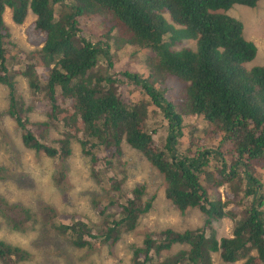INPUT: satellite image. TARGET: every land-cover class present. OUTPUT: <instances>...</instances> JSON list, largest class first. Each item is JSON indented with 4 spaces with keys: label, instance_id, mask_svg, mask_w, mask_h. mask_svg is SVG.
Listing matches in <instances>:
<instances>
[{
    "label": "trees",
    "instance_id": "trees-1",
    "mask_svg": "<svg viewBox=\"0 0 264 264\" xmlns=\"http://www.w3.org/2000/svg\"><path fill=\"white\" fill-rule=\"evenodd\" d=\"M258 1L69 0L67 6L71 11L64 14L61 22H52L54 5L63 0H0V41L2 36L9 34V26L3 19L6 7L11 8L12 19L16 23L23 21L29 8L36 12V28L46 34L43 47L39 51L30 52L34 58L27 57L23 60L26 61L23 74L28 86L47 102L42 109L46 116L44 120L27 124V120L22 118L24 110L19 106L14 82L6 80L4 76L0 77L8 87V114L21 130L23 145L50 158L60 159L71 153L72 140L79 141L81 151L90 158L88 160L93 182L105 184L106 190L101 186L105 202L121 211L119 217L111 219L106 227L100 228L94 235L84 218H72L66 223L60 219L66 214L57 211L49 202L38 203L37 209L15 203L9 207L17 209L21 219H16L9 213L7 216L13 224L8 225L21 229L27 222H38L45 230L51 228L56 233L67 236L75 246L86 251L102 242L114 247L121 238V226L125 230L135 228L133 219L138 214L141 197L145 193L144 184L134 186L129 193L121 192V178L117 172L107 178L96 168L100 160L99 146L105 147L102 151L106 152L101 160L103 164L109 163L107 158L116 159L119 163L117 157L122 149L120 143L124 140L164 174L165 196L179 209L185 210L201 203L209 205L207 208L201 206L207 214L203 227L183 231L166 228L157 236L147 234L140 244H131L128 264H152V253L159 255L173 244H180L183 249L175 258L168 256L160 264H212L211 256L215 252L226 262L246 258L245 264H264V183L259 173L252 172L253 165L264 169V65L247 67L246 64L254 59L257 47L252 41L242 42V23L224 12L236 3L253 7ZM88 10L94 11L95 15L110 14L121 43L135 42L150 48L147 59L142 56L149 66L148 78H153L154 68L158 66L166 74L189 81L186 85L189 106L182 102L185 108L183 114L190 113L191 110V114L204 118L206 129H221L218 133L222 134L221 138L228 144L223 152L203 148L190 159H182L177 153L171 162L164 161L163 153L176 145L184 123L181 115L175 111L173 101L164 99L154 82L149 84L144 79H139L137 73L141 72H133L134 69L141 70V63L133 67L121 65L115 70L116 80L133 82L144 90H150L148 94L139 93L137 104L133 105L132 101H128L133 105L130 110L121 101V97H117L111 84H102L103 81L114 83L115 79L109 76L96 77L94 80L82 78L96 64L99 49H90L88 44L75 49L69 39L71 37L73 41L79 31L77 16ZM79 39L81 43L87 40L84 37ZM181 41L186 47L175 48ZM187 41L193 44L187 46ZM106 42L107 44L99 41L103 52L108 55L107 46H110L107 40ZM6 44L10 45L16 58L18 52L23 55V47L10 37ZM194 46L196 49L192 50ZM120 52L126 55L125 51ZM50 62H55V66L58 65L61 69H50L49 74L42 76L40 80L35 66L43 63L48 66ZM15 66L16 62L10 53L4 61L0 47V75L6 74ZM126 88L129 90V86ZM56 89L60 91L59 95H55ZM67 96L74 100V105L70 108L71 115H68V110H63ZM149 104H152L150 108ZM155 116H160L156 119L158 121L151 124L146 122V118L152 121ZM163 120L168 122L169 130L162 148V135L157 129L162 126ZM58 123H62V136L50 144L46 143L49 128H58ZM79 134L84 139H79ZM156 134L158 136L154 141L152 137ZM229 155L230 163H226L224 157ZM208 165H213V169L206 170ZM248 166H251L252 171ZM240 167L242 169L238 172ZM28 176L33 181L31 175L0 164V183L8 180L20 187L28 186ZM52 176L58 184H64L62 180L66 181L65 170L58 174L54 172ZM200 176L208 179L207 186L202 183ZM235 179L237 180L234 181ZM220 184L230 186L231 192L223 193L222 202L218 199L213 203L208 197L214 193L220 194V190L216 189ZM110 191H120L126 198L116 200ZM238 192L242 195L240 199L236 194ZM153 197L141 203V213L150 209ZM245 198L248 200L241 208ZM3 204L8 205L7 199L0 192V207ZM106 207L100 208V212ZM223 216L233 219V235L218 237L214 229L206 233L205 229L210 228L211 217L220 219ZM85 235L98 239L91 241ZM38 249L39 253H44L41 248ZM251 251H255L256 255H252ZM64 252L65 250L53 254L54 259H61ZM30 256L27 249L0 240V260L5 261V264L25 261ZM80 260L82 263H73L69 256H65L62 264H84L87 258ZM122 263L121 259L117 261V264Z\"/></svg>",
    "mask_w": 264,
    "mask_h": 264
},
{
    "label": "rangeland",
    "instance_id": "rangeland-1",
    "mask_svg": "<svg viewBox=\"0 0 264 264\" xmlns=\"http://www.w3.org/2000/svg\"><path fill=\"white\" fill-rule=\"evenodd\" d=\"M59 7L60 6L57 4L54 6V13L58 17H55L54 20H60L65 14V12L60 9L61 7ZM7 9L10 10L7 11ZM65 11L70 12V7H66ZM224 12L242 23L244 29L242 42L246 43L247 40H249L257 47L255 51L256 55L251 62L246 64L247 67L264 65V0L259 5L253 7L236 3ZM30 15L32 16V13H30ZM94 17H96V15L92 16L90 13H82L78 17L79 32L78 37H74L73 42L75 45H78L79 36L91 41H97L104 38L109 42V46L115 51L114 53H111L110 56L116 70L118 67H121L116 60L123 56L120 49H118V42L120 40L114 38V35H116V31L114 30H109L108 35L105 34V26L99 24L98 18L94 19ZM165 17L169 20L167 16ZM12 20L11 8L7 7L4 14V21L9 26L7 29H10L11 31L10 38L16 43H19L18 45L23 47V51L36 49L37 42L31 35L29 29V17H26L21 24H14ZM100 20H104V18H101ZM96 22L98 24H96ZM3 40L5 53L8 52V55L10 53L11 57H14V61L16 62L14 69H20L23 71L25 69L22 60L24 55L18 52L16 58L13 55L11 47L6 44L8 38H4ZM185 44H188L187 46H189L193 43ZM182 46H185L184 43H182ZM176 47H180V45L177 44ZM194 49L195 46L192 50ZM98 54V64L88 73L93 79L96 77H103V75L107 76L105 57L100 55V53ZM129 54V51H127L126 56H129ZM139 55L138 52L135 53V57L138 59L140 58ZM129 60L130 58L127 59V63L123 66H128ZM115 62L117 66L115 65ZM133 66H135V61L131 60L130 67ZM10 70L12 72L18 71L13 70L12 68H10ZM36 71L39 79H41V74L43 72L48 73V68L45 66L43 69V67L40 66L36 67ZM17 79H19L18 89L22 94L20 96L26 101H29L32 94L26 77L17 76ZM152 81H155V83L158 84V89L163 98L168 100V102L173 101L175 111L181 114L182 123H184V125L180 144L185 142L187 148L190 149L191 147V150H193L199 143H201L204 148L212 149L214 152H223L228 147L226 140L221 138V133L214 136L212 141L210 140V135L206 129L207 123L201 115H193L190 113L183 114L185 108L182 106V102L184 101L185 104H188L189 101L187 98V86L184 82L172 76L164 74L156 76L154 73L153 78L149 80V83H152ZM123 83L124 82L120 84L115 83V91L117 96L122 95L125 99V86ZM138 92H140L139 89L134 88L132 94H129V97L133 101L137 100L139 97ZM59 93L60 91L56 89L55 95H59ZM65 100L66 107H63V110L69 111L74 105V100L70 98V96H67ZM46 105L47 102L44 101L42 103V109ZM148 108L150 107L148 106ZM7 109H9L8 90L4 85L0 84V164H5L14 171L20 173H27L31 175L33 179L32 181L28 176V186L21 187L8 180L0 183V192L3 193L8 203V205L3 204L0 207V240L21 246L31 253L29 259L25 261L18 260L15 264H62L65 256H69V259L72 261L77 257H83L84 254L87 253L88 257H86L87 260L84 264H117V261L120 259L123 261L122 264H128L130 260L129 256L132 251L131 244H140L147 234L151 233L154 234V236H157L160 231H165L166 228H171L173 231L195 229L199 227V225L201 226L204 222L205 214L201 212L198 207H189L185 210H181L166 198L164 196L163 178L156 168L148 163L141 153L133 149L124 140H121L120 144L122 149L117 157L119 163L113 158H107V161L109 162L107 164L101 162L106 155V152H102L105 150L104 145H102L99 146L100 160L97 162L96 168L107 178L113 176V174L117 172L121 178V192L129 193L134 186L144 184L145 193L141 197V203L151 196H154V199L150 209L144 213H141L143 206L141 203L139 204L138 214L133 219V227L136 225L135 228L132 230H125V227L123 228L121 226V238L116 244H114L113 248L106 247L107 244L102 242L89 251H86L84 248L78 249L70 242L67 236L58 234L51 228L45 230L42 225L34 221L27 222L24 228L21 229L11 228L8 224L13 223L11 219L8 218L7 214L12 213L16 219H21V215L17 214V209H11L9 207L11 204L15 203L37 209L38 203L49 202L57 211L66 214L63 219L60 218L66 223L72 218H84L85 223L94 235L100 228L106 227L111 219L119 217L121 211L118 208L109 205L108 202H105L103 198L105 194L101 188V186H103L106 190L105 184L103 182H93L90 173V158L81 151L79 141L72 140L70 142L71 153L67 156H62L60 159L50 158L40 152L36 153L35 151L24 147L21 143V130L17 127L13 118L6 112ZM28 118L30 119V122H32L36 119L41 120L46 118V116L41 110L36 109L30 114V116H28ZM158 118H160V116H155L152 121L146 118V122L148 124L155 123L158 121L156 120ZM61 124L62 123L57 124L58 128H49V132L45 137L46 143L49 144L53 137L62 136L60 135ZM189 126H193V128L191 129ZM155 127L156 126L154 125L153 128ZM167 127L166 122H162V126L157 129L163 137L166 135ZM157 136L158 134L154 135V141ZM79 137V139H84L82 134H79ZM58 145H60V143H58ZM224 159L226 163H230V155L229 157H224ZM59 165H62V167ZM213 167V165H208L206 170H211ZM248 168L251 170V166H248ZM241 169L242 167L238 169V172H240ZM64 170L66 173V181L62 180L64 184L56 183L52 174L54 172L58 174ZM255 172L261 175L262 182L264 183V170L258 168ZM200 179H202L204 185H208V179L205 176H200ZM236 180L237 179L234 181ZM216 189L220 190V196L223 198V193L231 192L232 188L226 184L220 188L217 187ZM120 191H110V194L115 196L116 200L123 199V197L126 198V195L120 193ZM236 194L239 199L242 198L241 192ZM247 200V198L244 199L241 208L244 207ZM94 204L96 205L95 208ZM104 206H107L106 209L103 212H100V208ZM106 215H109V217H106ZM215 223L214 230H216L218 237L231 235V231L234 227V221L231 217L227 216L222 221L216 219ZM205 231L206 233L210 232L209 228H206ZM84 237L91 241L98 239V237L92 238L91 235H85ZM38 248H41L44 253H39L40 250ZM182 249V245L173 244L171 248L162 251L159 255L152 253L151 263L157 264V261H164L168 256L174 258L175 253ZM64 250L63 257L55 260L53 254L62 253ZM251 252L256 255L255 251ZM211 259L212 264H227L219 258L217 253H212ZM11 262L12 261H7V263ZM0 264L3 263L0 261Z\"/></svg>",
    "mask_w": 264,
    "mask_h": 264
},
{
    "label": "clouds",
    "instance_id": "clouds-1",
    "mask_svg": "<svg viewBox=\"0 0 264 264\" xmlns=\"http://www.w3.org/2000/svg\"><path fill=\"white\" fill-rule=\"evenodd\" d=\"M69 0H63V2H61L60 4L58 3H56L57 5H59L60 7V9L62 10V11H64L65 13H66V11L64 10V8H65V6H67L68 5V2ZM263 0H259L258 2H257V5H259L261 2H262ZM55 6V5H54ZM67 7H69V6H67ZM7 8V7H6ZM6 8L4 9V11H3V19H4V14H5V12H6ZM8 10H10V9H7V11ZM12 11V10H11ZM30 13H32V16L30 15ZM87 13H90L92 16H95V12L94 11H92V10H88L87 11ZM80 15H78L77 16V20H78V17H79ZM26 17L28 18L29 17V29H30V33H31V35L35 38V40H36V42H37V40H40V42H37V48L36 49H34V50H27V51H23V55H24V57L22 58V60H24V58H25V60H26V58L28 57V58H31V59H33L34 57H32L31 56V54H30V52L31 51H39L42 47H43V45H44V43H45V39H46V34L44 33V32H42L41 30H39V29H37L36 27H38L37 26V14H36V12H33L30 8H29V10H27V14H26V16H25V18L23 19V21L21 22V23H23L24 22V20L26 19ZM58 18L57 16H56V14L54 13V9H53V11H52V18L54 19V18ZM232 17V16H231ZM93 18V17H92ZM96 18H98V21H99V24H102V25H104L105 26V28H104V32H105V34H107L108 35V33H109V30H114V31H116V35H114V38H118V36H117V30H116V26L114 25V23L112 22V18H111V15L110 14H106V15H102V14H99V15H96V17H94V19H96ZM101 18H104V20H100ZM62 21V18L60 19V20H52V22H61ZM97 21V22H98ZM12 22L14 23V24H21V23H16L14 20H12ZM96 22V24H98ZM107 26H110V27H107ZM112 26H114V27H112ZM67 29V28H66ZM8 31H9V34L8 35H4V36H2V38H1V41H0V47L2 48V50H3V55H4V61L6 60V58L8 57V52H6L5 53V46H4V44H3V39L4 38H9L10 36H11V31H10V29H8ZM79 32V31H78ZM78 32H77V36L76 37H78ZM79 37H82V36H79ZM85 39H87V38H85ZM119 39V38H118ZM127 39V38H126ZM70 42H71V44H72V46H73V48H75V49H80V48H82L83 46H84V44H88L89 45V48H98L99 49V52L98 53H100V55H103L104 57H105V60H106V65L107 64H109V66H111V68H109L108 67V65H107V76H109V77H111V78H113V79H115V82L113 83V82H111V83H107V82H105V81H103L102 82V84L103 83H105V84H103L104 86L106 85V84H111L112 85V87L114 88V90H115V83H118V84H120V83H122L123 81L121 80V79H119V80H116V78L114 77L115 76V68H114V63H113V66H112V62H113V60H112V58H111V53H114L115 51L111 48V47H108L107 46V48H108V51H109V54L108 55H106L104 52H103V50H102V44L101 43H99V41L101 40V41H103V42H105L106 44H107V42H106V40L103 38V39H99V40H97V41H91V40H89V39H87L86 41H84V42H82L81 43V41H80V39H79V44L78 45H75L74 44V42L72 41V38L70 37ZM120 40V39H119ZM182 41L181 42H179V43H177L178 45H180V47H182ZM254 45V44H253ZM8 46V45H7ZM10 46V45H9ZM255 46V45H254ZM180 47H176L175 46V48H180ZM118 49H120V50H123V51H125V52H127V51H129V56H122L121 58H117V60H116V62H118V64H120V66L121 65H125L126 63H127V59L128 58H130V60L128 61V65H130V62H131V60H133V61H135V64H139V63H141L142 64V68H141V70H137V69H134V71L133 72H135V73H137V72H141V73H137L138 74V76H139V79H144L147 83H149V80L151 79V78H148L147 77V72H148V68H149V66L148 65H146V63L143 61L144 59H143V57L145 58V60L147 59V56H148V54L151 52V50H150V48H148V47H146L145 45H142V44H139V43H125V44H123V43H121V41H119L118 42ZM132 49V50H131ZM196 49V48H195ZM194 49V50H195ZM139 53L140 55V58L138 59V58H136L135 57V53ZM97 53V54H98ZM99 55V54H98ZM143 56V57H142ZM123 59H125V60H123ZM21 60V61H22ZM24 62V61H23ZM116 62H115V65H116ZM149 63H150V60H149ZM98 64V56H97V62H96V64L93 66V67H91L90 69H88L87 70V72H86V74L84 75V77H82V78H85V79H90V80H94L88 73H89V71L92 69V68H94L96 65ZM56 65V63L55 62H50V63H48V66L47 65H45L44 63L43 64H41V65H36L35 66V70H36V67H43V69H44V67L46 66L47 68H48V73H46V72H43L42 74H41V76H44L45 77V75H48L49 74V72H50V69H52V68H57V69H61L58 65L57 66H55ZM24 66H25V69H26V61L24 62ZM117 66V65H116ZM119 68V67H118ZM24 69V70H25ZM13 70H18L17 72H12L11 70L10 71H8L6 74H3V75H0V77H2V76H4L5 78H6V80H9V81H12V82H14V84H15V91H16V95L18 96V101H19V106L21 107L22 106V108H23V112H22V118L25 120H27V124L30 122V119L28 118V116H30V114L33 112V111H35L36 109H39V110H41L42 111V103L45 101L42 97H38L36 94H35V92H34V90H32L31 89V94H32V97H31V99L29 100V101H26L25 99H23L20 95H22L21 94V92L19 91V89H18V82H19V79H17V76H23V77H26L24 74H23V71H21L20 69H14L13 68ZM137 71V72H136ZM37 72V71H36ZM38 74V73H37ZM146 74V75H145ZM154 74H156V76H158V75H160V74H164V75H167V76H172V77H175L176 79H178V80H180V78L179 77H176V76H174V75H171V74H166V73H164L162 70H160L159 69V67L157 66L156 68H154ZM104 76V75H103ZM22 79V78H21ZM27 79V78H26ZM244 79H246V80H249L250 78H244ZM41 80V79H40ZM180 81H182V82H184L186 85L189 83V81H187V80H184V79H182V80H180ZM4 82V80H2V79H0V84H2V85H4L6 88H7V90H8V87L3 83ZM152 82H154V86L156 87V89H158V84L157 83H155V81H152ZM28 83V82H27ZM129 83V84H128ZM72 84H74V83H72ZM123 84H126V85H124L125 86V92H124V94H125V99L122 97V95L121 96H117V97H121V101L124 103V104H126L127 105V108L130 110L131 108H132V106L133 105H135V104H137V100H138V98H137V100H132L130 97H129V94H132V92H133V89L134 88H137V89H139V91L140 92H138V96H139V93H143V94H148L149 92H150V90H144V89H142L140 86H138V85H136V84H134L133 82H127V83H123ZM150 84V83H149ZM129 86V90H127V88L126 87H128ZM159 90V89H158ZM117 95V94H116ZM116 95H114V96H116ZM128 101H132L133 102V105H130L129 103H128ZM8 105H9V103H8ZM149 107H151L152 106V104H151V106H150V104L148 105ZM8 110L9 109H7L6 110V112L8 113ZM185 111V109L183 110V112ZM72 114V111L71 110H69L68 111V115H71ZM180 114V113H179ZM190 114H191V110H190ZM181 115V114H180ZM10 116V115H9ZM11 117V116H10ZM45 118H43V119H41V120H34V121H42V120H44ZM14 120V119H13ZM15 121V120H14ZM163 122H166V124H167V126H168V122L166 121V120H163ZM16 123V122H15ZM162 124V123H161ZM17 125V124H16ZM181 125H182V123H181ZM17 127H19L18 125H17ZM191 129L193 128V126H189ZM1 128V127H0ZM52 128H54V127H52ZM182 129H183V125H182V128H181V131H182ZM168 130H169V128L167 127V132H168ZM207 131H208V133H209V138H210V140L212 141L213 140V137L214 136H216L217 135V133L218 132H221V129H217L216 127H214V128H212V127H210V128H208L207 129ZM167 132H166V134H167ZM182 134H183V131H182ZM182 134H181V136H182ZM219 134V133H218ZM60 135H62V131L60 132ZM166 136V135H165ZM164 136V137H165ZM181 136H179L178 137V139H177V141H176V145H174V146H172L170 149H169V151H167V152H165V153H163V159H164V161H166V162H171L173 159H174V157H175V155L177 154V153H179V155L181 156V158L182 159H185V158H188V159H190V158H192V156L198 151V150H200V149H203L204 148V146L201 144V143H199L198 144V146L196 147V148H194L193 150H191V147H190V149H188L187 148V145L185 144V142H182L181 144H180V141H181ZM58 137H61V136H57V137H53V138H51V142L53 141V140H55L56 138H58ZM164 137H163V135H162V148H163V145H164V142H165V139H164ZM194 137V136H193ZM153 138V137H152ZM195 140H197V139H195ZM50 142V143H51ZM21 143H22V141H21ZM49 143V144H50ZM23 144V143H22ZM190 145H191V142H190ZM24 146V145H23ZM25 147V146H24ZM27 148V147H26ZM204 149H208V148H204ZM32 150V149H31ZM212 150V149H211ZM34 151V150H33ZM36 153H38V152H36ZM56 159H58V158H56ZM156 168V167H155ZM258 168H261V166H257V165H253V169H254V171H252V172H255V170L256 169H258ZM262 169V168H261ZM264 170V169H263ZM158 172H159V174L162 176V178H163V173L162 172H160L159 170H157ZM251 171H249V172H251ZM163 182H164V188H165V180H164V178H163ZM222 186H224V184H220L219 185V188L220 187H222ZM164 196H165V193H164ZM152 197V196H151ZM166 197V196H165ZM167 198V197H166ZM209 200H211L213 203H215V201L216 200H218V199H220L221 200V202L224 200L221 196H220V194L219 193H214V194H212V195H210L209 197ZM148 199H150V198H148ZM147 199V200H148ZM153 199H154V197H153ZM170 200V199H169ZM171 201V200H170ZM172 202V201H171ZM152 204H153V201H152ZM176 206V205H175ZM201 206H203L204 208H207V207H209V205H207V204H205V203H201L200 205H198V206H195V207H198L199 208V210L201 211V212H203L204 214H205V220L207 219V214H206V212H204V210L201 208ZM189 208V207H188ZM263 214H264V208H263ZM227 216H223V217H221L220 218V221H222V220H224L225 218H226ZM215 219H216V217H211V223H210V228H209V230H213V229H215V225H216V223H215ZM232 219V218H231ZM205 220H204V222H205ZM233 220V219H232ZM204 222L202 223V225L201 226H203L204 225ZM200 226V225H199ZM214 226V227H213ZM208 227V226H207ZM234 228V227H233ZM185 230V229H184ZM232 231H233V229H232ZM232 231H231V235L230 236H232L233 234H232ZM227 237V236H226ZM73 245H74V243L72 242V241H70ZM84 247H86V246H84ZM106 247H109L110 248V244H107V246ZM76 248H78V249H80L81 247H77L76 246ZM99 248V247H98ZM111 248H113V247H111ZM94 252V251H93ZM92 252V253H93ZM132 252V251H131ZM215 253H217L218 255H219V253L218 252H215ZM177 254H178V252L177 253H175V257L177 256ZM252 255H254V254H252ZM131 256V255H130ZM129 256V257H130ZM84 257H88V253L87 254H84V256L83 257H77L76 259H74V260H72V261H70V262H74V263H82L81 262V260H80V258H84ZM169 257H171V256H169ZM174 257V258H175ZM220 258V257H219ZM221 259V258H220ZM245 259L246 258H240V259H238V260H236V261H233V262H226V261H223L224 263H227V264H245ZM80 260V261H79ZM1 261V260H0ZM162 261V260H161ZM161 261L160 262H158L157 261V264H160L161 263ZM3 264H5L4 262L5 261H1ZM19 262H22V261H19ZM15 263H17V261H14L12 264H15ZM60 264V263H59ZM92 264H94V263H92Z\"/></svg>",
    "mask_w": 264,
    "mask_h": 264
},
{
    "label": "bare ground",
    "instance_id": "bare-ground-1",
    "mask_svg": "<svg viewBox=\"0 0 264 264\" xmlns=\"http://www.w3.org/2000/svg\"><path fill=\"white\" fill-rule=\"evenodd\" d=\"M186 43H191L190 41H187ZM187 45V44H186Z\"/></svg>",
    "mask_w": 264,
    "mask_h": 264
}]
</instances>
